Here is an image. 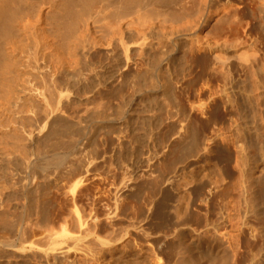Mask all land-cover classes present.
Returning <instances> with one entry per match:
<instances>
[{"label":"rangeland","instance_id":"obj_1","mask_svg":"<svg viewBox=\"0 0 264 264\" xmlns=\"http://www.w3.org/2000/svg\"><path fill=\"white\" fill-rule=\"evenodd\" d=\"M198 1L193 18L173 23L179 11H168V28L138 44L125 31L130 17L123 44L116 28V47L90 26L67 71L56 59L53 74L45 66L52 26L37 25L39 44L26 34L46 68L51 108L40 92L33 96L35 114L17 115L12 149L0 145V264H233L247 250L241 228L255 225L254 214L232 200L243 191L232 184L238 159H264V24L243 14L246 0H216L209 13ZM237 9L230 26L225 16ZM199 20L180 43L200 39L201 49L175 50L172 26ZM230 27L228 38H216ZM185 52V61L173 59ZM24 64L29 71L33 63ZM55 159L60 167L50 165ZM199 237L209 257L197 249Z\"/></svg>","mask_w":264,"mask_h":264},{"label":"bare ground","instance_id":"obj_2","mask_svg":"<svg viewBox=\"0 0 264 264\" xmlns=\"http://www.w3.org/2000/svg\"><path fill=\"white\" fill-rule=\"evenodd\" d=\"M183 1L184 0H0L1 149L5 151H9L12 149L10 146L11 144L8 143V138L11 136V133H17L18 124L20 123V118L17 115L25 113H29L32 115L35 114L36 99H34L33 96H38L40 92V95L43 96L47 107L51 108L50 102L47 98V92L49 90L44 83L45 75L43 73L45 71L43 72V70H41L45 67L41 66L40 68V55L36 53V50H32L33 52H31V47L24 42L26 34L31 35L32 38L36 37L34 34H36L37 25H39V23H41L42 25V21H44L45 19V21H47V23L52 26L50 33L51 35L49 36L53 37V40L51 41L54 42L48 43L47 41V46H45V50L46 47L48 48V52L49 50H51V53L49 52V57L45 55V60H52V62H50L51 64H45V66L47 70L49 69L48 71L51 70L50 72H52L54 70L52 69L54 67L52 66V64L57 60V62L59 63L61 61L63 67H65L64 69H66V62L69 63V61L72 60L71 57L73 56L74 51L81 47L83 45V42L86 41V36L90 35V26H97L101 28V30H103L105 34L110 33V37H113L110 38L111 41H109V45H113L116 43V28L118 30L117 33H119L121 36L120 38L122 40V44L124 41L123 34L125 31H129L127 33H130V36H128V41L133 44H138L139 41L143 39L147 33L151 32L152 34L153 32H158L160 34L168 28V19H166V13L168 11H179L178 14H173V23H175L177 19H180V17L184 19V17L187 18L192 16L191 18H193L194 14H198L200 5V3L198 4V2L200 1L189 0L187 4ZM214 1L216 0H205L204 5H206V8L208 9V13L212 8ZM261 2V0H246V6L243 13L244 15L255 17L256 25L259 27L264 24L263 8ZM45 8L49 10L47 13L44 12ZM238 13V9L232 12L228 11L225 18L229 22L232 18H235ZM128 17H130L131 19L127 24V30H125L124 27V31L122 21ZM203 18L205 19L206 17L203 16ZM117 20L118 22H116ZM202 21L199 20L197 23L188 22L184 23V25L182 26L180 25L177 27L172 26V34H176L174 35L175 39L172 40V38L171 41L169 37L165 38L166 40L169 38L168 42L169 40L171 41V46L173 45L175 50H181L182 48L186 47L190 52L197 48L195 49V51L197 50L198 52V50L201 49L200 39H197L196 42H193L191 40L190 43L186 44L180 43V40L183 39L182 37L188 36L187 34L195 35L194 32H197V30L200 29ZM231 23L229 24L230 26L233 25L234 22L231 21ZM230 28L231 30H228L226 28H223V30L220 29L219 31L217 30L215 33L216 38H228V35L232 32V27ZM237 37L238 36H236V38ZM44 38L47 39L48 36ZM47 40H49V38ZM34 42H37L36 44H39L37 38H35ZM163 42H165V40L163 41L162 39L158 45L162 46V44H164ZM128 50L129 48H127L126 52H128ZM38 52L39 54H41L40 50ZM187 53L185 52L184 57H180V59H173L177 61V63L178 61L181 62V60L185 61V58H187L186 55H188ZM195 54L197 53L192 54V56H194ZM191 58L194 59L195 57ZM25 59L28 62L32 61L33 63L31 64V68L30 66H28L30 72L27 71L24 67ZM43 59L44 57L42 58V60ZM59 63H55V65L58 66ZM62 68H59L58 70H62ZM245 68L248 67L245 66ZM65 73L69 75L68 72ZM49 76L52 75L50 74ZM40 80H43V87L41 86L42 83L41 85H38V81ZM15 84L21 86L18 95L16 94L14 89ZM39 86L42 87L40 88L42 91H39ZM29 93L31 95H29ZM22 94H28L29 96H31L27 98L28 105L26 106V108L21 107V102L23 100L21 97ZM214 104L215 103H212L210 107L214 106ZM30 134H33V131H30ZM194 139L193 141H195ZM197 140L198 139H196V141L192 144L195 145ZM50 165L60 167L62 165V160L55 159V161L51 162ZM218 167L219 165H217V168ZM0 168H2V170H5L6 167L1 166ZM237 169V173L239 174V176L237 180L233 182L232 187L237 188V185L239 184L243 191L241 195L232 197V200L236 199L238 204L240 203V201L244 202L245 205H241L247 207L249 213L253 212L255 225L253 227H248L244 224L245 227L241 228V235L245 241L247 250L239 255L234 254L233 264H264V159L258 160L252 158H240L237 160ZM220 174L221 172H219V175ZM0 182L2 181L0 180ZM5 185V181L3 183H0V188H5ZM227 195L228 198H230V195ZM185 199L186 198H184L183 196L180 197L179 203L181 204L176 208L178 221H182L183 215L185 214L184 209H187L185 206H183L185 205ZM217 223L218 226H215L216 230L219 228L218 220ZM254 232L256 233L254 234ZM214 242H220L218 236H216ZM194 243L197 245H195L197 249H200L199 251H201L202 253H206L205 256L209 257V254L207 255V253H209V247L208 244L203 240V238H197ZM214 247L215 246L210 249L212 253L216 251ZM221 261H224V257L219 258L218 263H221Z\"/></svg>","mask_w":264,"mask_h":264}]
</instances>
